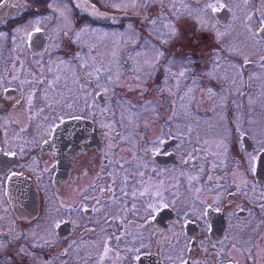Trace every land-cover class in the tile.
Returning <instances> with one entry per match:
<instances>
[{"label": "flooded vegetation", "instance_id": "af4514ba", "mask_svg": "<svg viewBox=\"0 0 264 264\" xmlns=\"http://www.w3.org/2000/svg\"><path fill=\"white\" fill-rule=\"evenodd\" d=\"M125 1L0 0V264H264V0H151L146 39L139 7ZM56 2L68 19L53 38L35 20ZM216 2L224 7L203 10ZM85 27L129 28L138 48L180 53L162 67L170 77L182 60L196 116L108 129L109 116L126 114L115 102L108 111L107 92L76 64ZM61 60L91 90L79 114L57 119ZM160 82L140 80L139 90L151 84L140 103L164 100ZM157 192L169 207L146 222Z\"/></svg>", "mask_w": 264, "mask_h": 264}, {"label": "rangeland", "instance_id": "374dc122", "mask_svg": "<svg viewBox=\"0 0 264 264\" xmlns=\"http://www.w3.org/2000/svg\"><path fill=\"white\" fill-rule=\"evenodd\" d=\"M113 1L116 2V0ZM149 3H151V0H134L130 3L125 1L122 4L123 7H139L140 16L145 19L139 25L142 32L139 35L143 39H146L143 37V33H151V16L148 15L147 6ZM50 6L51 8L47 7L43 16L38 17L35 21L36 23H41L43 27H49L52 37L55 38L62 28L67 27V7L64 2L52 3ZM54 21L57 22L54 23ZM136 38L137 31H132L129 28H125L122 32H111L110 30L103 31L85 27L77 32L75 36L76 45L83 51L75 57L76 64L82 66V70L86 74L91 73L92 89H101L107 92L109 99L108 111L113 109L115 105L112 102H115L126 114L125 116L117 117L109 116L106 121L107 128L148 130L151 129V121L157 119L161 114L162 116H196L190 108L192 105L187 95L186 98L184 96L183 75H180L184 69L181 67L183 66L182 60L171 64L170 69L175 72L169 73L170 77H165L167 70L162 67L164 63H161L166 58L171 60V62L179 60L182 55L168 51L166 54L165 50H162L165 53L160 51V49H163L162 47L157 49V47L151 46L150 43L146 44V47L140 46L138 48L137 46L140 43L136 41ZM167 42L172 43L169 37ZM175 48L174 46L173 50H176ZM165 64L168 65L169 62ZM71 65L72 63L61 60L58 63L59 69H56L59 75L63 74V72L67 73L66 76H59L58 80H56V87L53 92V111H56L57 114L54 117L57 119L65 115L73 116L79 114L80 110L83 109L81 107L83 103H85V107L87 106V103L84 102L83 94L91 89L88 87L84 88L77 73L76 76H73L72 73L74 71ZM121 66L126 68H121ZM151 74H159L161 76L162 82L158 83L153 89L156 92L164 91V100L160 102L156 98L151 100L149 97H145V101L140 103L139 99L143 98L142 93L151 92L150 88H148L151 84H147L141 90L137 88V85L140 80L149 81ZM68 76L72 81L70 84L67 83ZM118 90L123 93L118 94ZM126 90L129 91V94H126ZM71 93L76 96L73 104H70ZM64 95L67 97L68 102H64ZM121 99L128 100L130 103H121ZM145 148L150 150L151 142L146 143ZM139 161L143 165V162Z\"/></svg>", "mask_w": 264, "mask_h": 264}, {"label": "snow or ice", "instance_id": "6c2138e0", "mask_svg": "<svg viewBox=\"0 0 264 264\" xmlns=\"http://www.w3.org/2000/svg\"><path fill=\"white\" fill-rule=\"evenodd\" d=\"M224 7V5H221L219 4L218 2L216 3H206L204 5V11H212V12H215L217 11L219 8H222ZM37 32L40 31L39 28H36L35 29ZM172 35H175L176 32L175 30L173 29L172 30ZM180 75H183V72L180 73ZM74 119H79V117H73ZM7 155H11V156H15L16 153L15 152H9L7 153ZM257 160V157L255 155H249L248 157V162H249V165L251 166L255 161ZM17 175V173L15 172H12L10 175L8 173H4L3 174V180H11L13 177H15ZM0 182H3V181H0ZM133 195H135V193H133ZM141 195H143V193H141ZM157 196V201L158 202H155V203H149L145 206V213H146V222L147 221V217H151V219H155V216L153 215V213L159 211L161 208H168L169 207V204L167 202H165L163 200V197L161 195V193L157 192L156 194ZM207 207H211V205H208ZM262 208H264V205L261 206ZM106 251L108 250L107 248L105 249ZM21 251H23V249H21ZM136 259H139V257L137 256ZM181 264H189L188 261H185V260H181Z\"/></svg>", "mask_w": 264, "mask_h": 264}, {"label": "water", "instance_id": "95a60500", "mask_svg": "<svg viewBox=\"0 0 264 264\" xmlns=\"http://www.w3.org/2000/svg\"><path fill=\"white\" fill-rule=\"evenodd\" d=\"M4 8V7H3ZM66 123H65V125L67 124V123H69V122H71V121H69V120H67V121H65ZM60 127H58V129H59Z\"/></svg>", "mask_w": 264, "mask_h": 264}]
</instances>
